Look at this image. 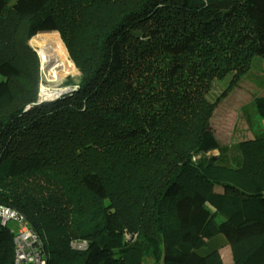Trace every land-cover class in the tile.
Segmentation results:
<instances>
[{
	"label": "trees",
	"instance_id": "trees-1",
	"mask_svg": "<svg viewBox=\"0 0 264 264\" xmlns=\"http://www.w3.org/2000/svg\"><path fill=\"white\" fill-rule=\"evenodd\" d=\"M48 19L80 76L38 103L27 40ZM254 57L264 0H0V206L47 264H220L219 245L264 264V133L221 145L207 99ZM252 107L264 123V83ZM0 264H13L1 224Z\"/></svg>",
	"mask_w": 264,
	"mask_h": 264
},
{
	"label": "rangeland",
	"instance_id": "rangeland-1",
	"mask_svg": "<svg viewBox=\"0 0 264 264\" xmlns=\"http://www.w3.org/2000/svg\"><path fill=\"white\" fill-rule=\"evenodd\" d=\"M47 21L53 26L50 19ZM31 37H29L27 40V44L35 53L37 62L36 65L26 62V67L28 69L27 71H33L38 76L36 101H38L40 98L42 90H75L76 87L72 88L70 86H64V83L69 78L77 82L80 74L76 68L73 72L66 75L60 82L47 81L44 79L42 65L39 57L37 56V51L29 44ZM67 56L69 58V55ZM254 58L256 59L251 62L253 67L251 66L249 68V71L246 75H244L242 78L236 77L235 79H232L226 89V79L213 82L212 88L207 95V99L210 102H213L216 97H218L216 102L217 104L212 111L209 123L214 131L215 138L221 145L233 146L240 142L252 141L255 135H261L264 133V123L255 113L254 108L252 107V101L254 97L260 95L262 92L264 83V65L261 59L257 57ZM209 154L217 155V151H213ZM262 169L264 170L263 164ZM263 175L264 173L261 174V177H264ZM86 181L89 187H91L97 193H101V189L98 187V183L95 181V179L89 178ZM245 215L246 217L258 218L261 216V213L259 208L255 207L245 211ZM7 229L12 232L17 229V226L13 222H8ZM239 250L242 249L239 248ZM217 251L220 264L235 263L231 246L219 245ZM146 263L151 264L152 260L149 258Z\"/></svg>",
	"mask_w": 264,
	"mask_h": 264
},
{
	"label": "bare ground",
	"instance_id": "bare-ground-1",
	"mask_svg": "<svg viewBox=\"0 0 264 264\" xmlns=\"http://www.w3.org/2000/svg\"><path fill=\"white\" fill-rule=\"evenodd\" d=\"M29 44L37 53L45 54L40 58L45 80L60 82L66 75L74 71L75 67L69 60L57 31L48 21H45L42 27L32 35ZM60 92L62 91L42 90L40 98L50 100Z\"/></svg>",
	"mask_w": 264,
	"mask_h": 264
},
{
	"label": "built area",
	"instance_id": "built-area-1",
	"mask_svg": "<svg viewBox=\"0 0 264 264\" xmlns=\"http://www.w3.org/2000/svg\"><path fill=\"white\" fill-rule=\"evenodd\" d=\"M23 221L13 209L0 206V224L7 226L8 222H13L17 226L15 231H10L13 242V264H47L42 239ZM70 246L76 251H83L87 244L85 241H73Z\"/></svg>",
	"mask_w": 264,
	"mask_h": 264
},
{
	"label": "water",
	"instance_id": "water-1",
	"mask_svg": "<svg viewBox=\"0 0 264 264\" xmlns=\"http://www.w3.org/2000/svg\"><path fill=\"white\" fill-rule=\"evenodd\" d=\"M44 55H45V54H39V53H37V56L39 57V59H40L41 57H43ZM75 89H76V88H75ZM69 91H72V89H66L65 91L60 92L59 95H57L56 97H54V98H52V99H50V100H42L41 98H39L37 102H38V103H41V102H50V101H54V100L60 98L62 95L66 94V93L69 92Z\"/></svg>",
	"mask_w": 264,
	"mask_h": 264
}]
</instances>
